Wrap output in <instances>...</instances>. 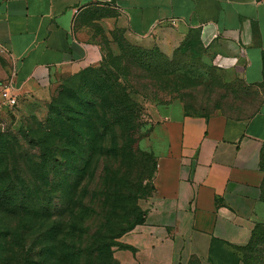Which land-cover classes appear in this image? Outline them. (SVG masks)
Returning <instances> with one entry per match:
<instances>
[{
	"label": "crops",
	"instance_id": "0c3cea01",
	"mask_svg": "<svg viewBox=\"0 0 264 264\" xmlns=\"http://www.w3.org/2000/svg\"><path fill=\"white\" fill-rule=\"evenodd\" d=\"M0 0V55L18 102L44 98L61 73L104 57L116 29L173 48L196 31L227 83L258 94L250 117L192 115L181 104L152 110L157 159L144 222L120 239L119 264H211L214 248L246 246L264 220V0Z\"/></svg>",
	"mask_w": 264,
	"mask_h": 264
},
{
	"label": "trees",
	"instance_id": "16d2710c",
	"mask_svg": "<svg viewBox=\"0 0 264 264\" xmlns=\"http://www.w3.org/2000/svg\"><path fill=\"white\" fill-rule=\"evenodd\" d=\"M116 43L124 67L104 57L83 71L70 98H52L38 134L29 139L0 127V261L7 247L12 254L0 264H119L116 241L144 222L142 187L154 179L157 159L140 147L143 108L127 83L128 69L157 75L163 66L153 52ZM257 226L250 253L264 264V230ZM30 241L40 248V261L26 254Z\"/></svg>",
	"mask_w": 264,
	"mask_h": 264
},
{
	"label": "rangeland",
	"instance_id": "374dc122",
	"mask_svg": "<svg viewBox=\"0 0 264 264\" xmlns=\"http://www.w3.org/2000/svg\"><path fill=\"white\" fill-rule=\"evenodd\" d=\"M116 31V33L114 32L115 38L114 35H111L110 38H105L102 41L104 57L107 58L108 64L124 67V63L119 60L120 52L116 43L117 40L153 52V61L156 57L157 61L155 62H160L163 66L160 70L161 74L157 75L145 74L138 69H128L131 70L129 72L131 75L128 77L127 83L134 88L133 91L139 92L135 98L143 108L142 123L144 129L140 147L148 154L151 152L149 140V130L152 125L151 114L155 107L181 104L192 115L209 116L216 112H222L226 116L234 118L248 116L255 109L258 94L239 81L227 83L224 80L222 73L209 60L196 31L184 32L179 42L170 50L166 49L167 46L163 42L157 40L138 42L130 38L124 29L120 28ZM0 67L3 69L7 67V61L1 55ZM85 70L87 71L89 68ZM83 71L76 74L61 73L52 83L47 96L19 101L18 106L14 109L5 105L0 91V127H8L14 134L19 136L25 133L31 139L33 135L43 130L41 127H45L48 106L52 98L61 93L62 102H65L76 90L79 82L77 77ZM5 84L6 82L0 78V88ZM29 144L31 143L23 144L24 150H31L32 145ZM119 165V163L115 164L117 169L121 168ZM153 181L154 179L143 183L144 199L139 204L154 194ZM57 203L59 204V200ZM7 220L10 222L8 224L11 225L8 226L11 228L15 226V222L13 224L11 220ZM3 224L5 223L0 221V225ZM257 227V232L264 230V220L259 222ZM119 241L120 239L116 241L117 246L114 247L113 252L118 248ZM2 243L3 241L0 240V245ZM249 243L241 248L224 246L214 248L210 258L211 264H256L253 260L255 255L250 253L251 246ZM33 244L32 241L28 242L25 252L30 257H34L35 261H40L37 257L40 248L38 245L34 246ZM2 254L3 260L1 261L3 263L12 258L11 247H7L4 253L2 250Z\"/></svg>",
	"mask_w": 264,
	"mask_h": 264
},
{
	"label": "built area",
	"instance_id": "2783aa9c",
	"mask_svg": "<svg viewBox=\"0 0 264 264\" xmlns=\"http://www.w3.org/2000/svg\"><path fill=\"white\" fill-rule=\"evenodd\" d=\"M105 3H113V0H105ZM215 66L218 68H222L225 66V63L221 62L220 59L215 61ZM2 99L5 105L9 108H16L18 106V97L12 91V87L10 83H6L0 88Z\"/></svg>",
	"mask_w": 264,
	"mask_h": 264
}]
</instances>
